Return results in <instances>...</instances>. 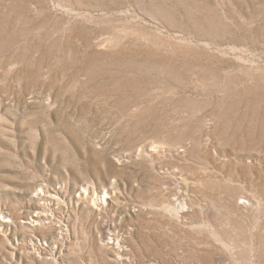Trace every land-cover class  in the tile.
<instances>
[{"label": "rangeland", "instance_id": "1", "mask_svg": "<svg viewBox=\"0 0 264 264\" xmlns=\"http://www.w3.org/2000/svg\"><path fill=\"white\" fill-rule=\"evenodd\" d=\"M0 211V264H264V0H0Z\"/></svg>", "mask_w": 264, "mask_h": 264}, {"label": "bare ground", "instance_id": "2", "mask_svg": "<svg viewBox=\"0 0 264 264\" xmlns=\"http://www.w3.org/2000/svg\"><path fill=\"white\" fill-rule=\"evenodd\" d=\"M88 189H89V187H87L86 189L85 188L83 189V191H84L85 194L88 193L87 192ZM102 195H101L102 198H103L102 200L99 197H97L98 200L95 199V201L98 204V206L99 205H102V207H100L101 210H102L103 206L105 205L101 201H104L107 197H111V195H108L107 191H105ZM37 197H38V200L39 201L41 200L40 204H41V209H43V210H36V211H34L30 216H28V219H29L28 222L32 223L33 225H44L46 222H51L53 220L54 213L55 212L54 211L53 212H49L47 209H46V211H44L45 208L43 207L42 203H43V201H46V202L47 201H51V202H54V204H56V202H57V201H55L56 196L54 194H51V190L49 188H47L44 191L43 190L40 191ZM48 198H54V199H48ZM106 201H107V199H106ZM239 201L241 203L240 205H245L246 204L247 207H248V204H247L248 201L245 198L240 199ZM56 206H57V204H56ZM44 218H47V219L45 220ZM10 221L13 222V219L11 218V216L9 215V213L8 212H5V211H0V222H3V223H5V225H8L9 226V225H11V223H9ZM116 243H120V242H117L116 241Z\"/></svg>", "mask_w": 264, "mask_h": 264}]
</instances>
